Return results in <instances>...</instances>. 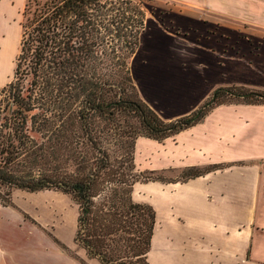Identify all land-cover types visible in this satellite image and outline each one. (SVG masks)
<instances>
[{
    "label": "crops",
    "instance_id": "crops-1",
    "mask_svg": "<svg viewBox=\"0 0 264 264\" xmlns=\"http://www.w3.org/2000/svg\"><path fill=\"white\" fill-rule=\"evenodd\" d=\"M24 3L0 0V12L13 20ZM143 9L130 74L164 122L218 88L264 91V0H143ZM134 161L160 176L133 189L155 212L150 264H264V104H222L163 141L139 137ZM188 169L202 173L177 177ZM42 192L14 190L11 205L0 203V264H101L62 250L75 245L77 207L70 224L54 217L49 230L51 213L32 222L49 208L33 201Z\"/></svg>",
    "mask_w": 264,
    "mask_h": 264
},
{
    "label": "trees",
    "instance_id": "trees-1",
    "mask_svg": "<svg viewBox=\"0 0 264 264\" xmlns=\"http://www.w3.org/2000/svg\"><path fill=\"white\" fill-rule=\"evenodd\" d=\"M20 16L12 76L0 87V203L11 205L14 190L65 194L77 207L74 243L88 259L150 264L155 212L133 189L160 176L136 175L122 116H136V138L163 141L219 105L264 104V91L218 88L195 112L164 122L130 74L143 0H25Z\"/></svg>",
    "mask_w": 264,
    "mask_h": 264
},
{
    "label": "rangeland",
    "instance_id": "rangeland-1",
    "mask_svg": "<svg viewBox=\"0 0 264 264\" xmlns=\"http://www.w3.org/2000/svg\"><path fill=\"white\" fill-rule=\"evenodd\" d=\"M21 10L17 13H13L14 17L12 20V16L10 17V13L1 14L0 12V87L5 86L11 79L12 76V69L15 56L18 51V44L20 39V26L19 22L21 19L20 16ZM10 17V19H8ZM123 121L121 122L122 126L124 127L123 132L125 135V139L127 140V145L129 150H131L135 155V143L136 138L138 135V121L134 114H126L122 116ZM102 128V127H101ZM101 135V134H100ZM104 138L103 135H101ZM97 138H99V134L97 133ZM131 146V147H130ZM113 151V150H112ZM135 162V161H134ZM136 167V166H135ZM136 175L139 178H143L146 175L143 172H139L136 168ZM185 173H179L178 178H182L185 176ZM6 189L1 188L0 193L2 194ZM21 191H16L18 194ZM33 201L35 203L39 202H47L49 208H47L46 213L40 211H36L37 216L39 217L37 220L32 222L39 227V223H44V218L48 213L52 215V221L46 223L48 225V229L50 230L53 227V224L56 223L54 217L59 216V224L65 220L72 222L76 215V206L70 201L69 197L66 195L61 194L60 192L49 191V192H42L32 195ZM62 216V219L61 217ZM64 224V223H63ZM70 227V226H69ZM66 251L72 257H76L77 253L81 254V251L84 252L81 248L73 245L71 250L69 249H62ZM95 262V261H94ZM93 262V263H94ZM95 264V263H94Z\"/></svg>",
    "mask_w": 264,
    "mask_h": 264
}]
</instances>
